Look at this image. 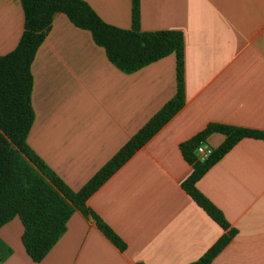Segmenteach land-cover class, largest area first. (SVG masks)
Listing matches in <instances>:
<instances>
[{"label":"crops","instance_id":"0c3cea01","mask_svg":"<svg viewBox=\"0 0 264 264\" xmlns=\"http://www.w3.org/2000/svg\"><path fill=\"white\" fill-rule=\"evenodd\" d=\"M106 22L131 28L132 0H85ZM141 30L185 38V103L88 199L126 242L119 249L76 210L41 261L16 216L0 227V264H190L224 229L182 187L193 167L180 150L209 123L264 131V0H140ZM24 30L21 0H0V55ZM35 118L27 142L79 190L176 92L174 54L124 72L91 32L57 12L31 64ZM226 138L209 135L216 148ZM237 229L213 264H264V139L237 142L197 182Z\"/></svg>","mask_w":264,"mask_h":264},{"label":"trees","instance_id":"16d2710c","mask_svg":"<svg viewBox=\"0 0 264 264\" xmlns=\"http://www.w3.org/2000/svg\"><path fill=\"white\" fill-rule=\"evenodd\" d=\"M21 3L24 11L22 36L13 50L0 55V227L18 216L24 226L22 241L25 249L38 262L66 231L72 214L80 210L85 216H92L103 234L124 250L126 242L87 205V199L184 105V33L177 29L141 30L140 0H132L131 28L104 21L85 0H21ZM57 12L65 13L77 27L89 30L95 43L105 49L108 59L124 72H134L170 54L176 57L177 88L173 97L79 190L70 188L27 142L35 118L31 100V64ZM214 132H221L226 138L201 159L195 150ZM245 137L264 139V131L211 122L180 144L183 157L193 167L182 187L224 229L210 248L190 264H213L214 258L237 234L223 211L199 190L197 182Z\"/></svg>","mask_w":264,"mask_h":264},{"label":"built area","instance_id":"2783aa9c","mask_svg":"<svg viewBox=\"0 0 264 264\" xmlns=\"http://www.w3.org/2000/svg\"><path fill=\"white\" fill-rule=\"evenodd\" d=\"M213 148L206 146L204 143L197 146L195 152L198 157L201 159L206 158L211 152Z\"/></svg>","mask_w":264,"mask_h":264}]
</instances>
